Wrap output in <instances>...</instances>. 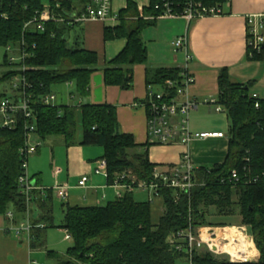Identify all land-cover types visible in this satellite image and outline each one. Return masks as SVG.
I'll return each instance as SVG.
<instances>
[{
    "label": "trees",
    "instance_id": "1",
    "mask_svg": "<svg viewBox=\"0 0 264 264\" xmlns=\"http://www.w3.org/2000/svg\"><path fill=\"white\" fill-rule=\"evenodd\" d=\"M166 1L151 0L144 14H140L136 4L130 1L119 14L121 25L105 29L106 40L125 37L128 41L126 47L103 67L106 85L122 89L132 87L134 66L146 63L148 58L141 31L164 14ZM169 1L174 13L184 12L187 0ZM198 1L207 8L219 9L228 0ZM77 2L82 8L78 9ZM90 2L52 1L50 12L54 19L45 21L42 31L35 26L25 30V24L45 10L42 0H0V46L25 48L30 54L24 64L26 70L19 67L22 63H17L16 70L9 69L0 75V84L9 82L17 74L26 78V90L37 116L35 135L40 139L60 136L71 145L78 142L81 133L82 145L104 149L109 184L128 172L138 181L150 183L154 181L157 166L150 160L148 148L151 144L139 145L132 135L120 132L114 105L86 101L92 74L100 69L99 56L84 48L82 40L74 38L73 28L78 23L74 19L84 13ZM7 56L5 53L4 66L8 65ZM249 56V59L264 61V47L261 52ZM181 72L178 68H148V85L163 88L168 79L180 80ZM218 82L219 104L226 110L229 121L227 157L223 163L197 168L196 178L205 184L195 187L190 194L160 185L158 192L165 211L158 223L152 222L150 200L136 201L133 191L105 205H63L64 218L60 225L54 223L51 189L47 190L45 198L33 191L28 210L26 196L19 185L20 176L24 174L21 150L26 145L25 121L17 130L0 129V215L14 211L24 217L27 211L31 213V204H34L42 213L41 219H31L34 226L31 246L34 248L45 246L48 228L66 229L72 238L67 253L47 252L56 264H177L183 263L186 256L170 245L174 233L190 225L225 226L226 222L214 223L208 217H236L239 209L238 215L260 251L258 264H264V99L249 94L252 83L232 81L226 69L221 71ZM62 84L72 87L70 104L46 105L42 102L44 96L54 94L55 88ZM169 93L171 97L176 95L175 89H170ZM139 148L142 151L136 150ZM233 170L238 172V182L230 180ZM40 222L49 225L41 229L37 227ZM252 251L256 255L254 249ZM193 262L255 264L234 263L209 251L196 252Z\"/></svg>",
    "mask_w": 264,
    "mask_h": 264
},
{
    "label": "crops",
    "instance_id": "2",
    "mask_svg": "<svg viewBox=\"0 0 264 264\" xmlns=\"http://www.w3.org/2000/svg\"><path fill=\"white\" fill-rule=\"evenodd\" d=\"M42 1L44 7L50 11L51 2L61 0ZM130 1L136 4L140 14H144V9L148 8L151 2V0H112L113 12L108 19L86 20L74 25V38L82 40L84 48L96 52L99 56L100 69L92 74L90 94L86 101L94 104L114 105L117 108L120 132L132 135L137 144L143 145L148 143L149 139L145 106L149 88L147 69L178 68L182 72H187L193 77L188 92L196 102V106L189 114L190 130L202 133L223 132L227 129V132L224 133V137L194 139L188 146L182 145L183 151L190 152L198 168L223 163L228 154L229 121L226 110L219 104V75L222 70L226 69L232 81L242 84L252 83L249 94L264 99V61L249 59L246 31V16L264 13V0H228L219 8L218 14L193 20L184 16L167 15L155 18L141 31V38L147 48V62L134 66L132 87L122 89L120 86H108L104 83L103 67L126 47L128 41L125 37L106 40L104 33L106 28H116L121 25L119 14L127 8ZM77 4L78 9L82 8V5L78 2ZM183 37L186 38L185 48H177L174 41ZM187 56L191 58L187 60ZM155 90H161V87L156 85ZM69 92L68 89V95L61 104L71 103ZM182 99L183 96L180 97V100ZM218 106H221V111L217 110ZM32 137L39 138L37 135ZM77 140L78 142L67 145L63 138L62 147L56 151L51 148L50 166H47L46 170L32 172L28 170V175L32 176L31 179L37 187V195L40 197L45 198L47 190H53L57 184L68 186L70 198L66 202L61 201L53 190L55 225L63 222L65 208L63 205H105L117 197L115 192L113 195L108 191L113 188L108 179L101 174H96L94 170L96 163L104 156V149L99 146L82 145L81 133ZM152 146V144L149 146L148 151L151 162L157 165L155 169L164 171L178 165V160L182 162L181 146L175 147L177 148L175 150ZM136 150L142 151V148ZM36 152L40 154L41 146ZM28 169H30L29 165ZM83 176L89 177L85 188L78 187V182ZM138 190L147 192L148 200L151 202L152 222L158 223L165 211L163 199L151 196L147 190ZM55 202L59 203L62 213V219L58 222L55 221L57 211ZM31 208V213L27 211L24 217L18 216L14 211H11L14 214L12 219L7 215H0V264H56V260L47 255L48 251H53V248L47 244L49 228L45 233V246L37 248L31 246L34 237L33 229L31 234L27 231H18V228L28 221V215L30 221L41 219V211L34 207V204H31ZM155 210H163L158 220L153 218ZM210 220L214 223L226 222L225 226H216L217 229L219 228L218 235L222 232L227 234V231L231 229L240 231L239 229L243 226L248 228L242 223L240 216L238 219L212 216ZM47 224L49 225L47 222H40L37 227L45 229L48 227ZM58 229L59 232L65 234L63 241H67V230ZM249 252L252 257L254 252L252 250ZM57 253L64 254V250ZM258 257L259 259L261 257L259 250ZM259 259L254 263L258 264Z\"/></svg>",
    "mask_w": 264,
    "mask_h": 264
},
{
    "label": "built area",
    "instance_id": "3",
    "mask_svg": "<svg viewBox=\"0 0 264 264\" xmlns=\"http://www.w3.org/2000/svg\"><path fill=\"white\" fill-rule=\"evenodd\" d=\"M171 1L167 0L165 3V12L163 15L167 16H184L189 20L200 18L207 15H216L219 13V9L207 8L198 0H187L186 8L182 14H176L171 8ZM112 0H91L86 6L84 13L74 19L75 22H82L86 20H106L112 16ZM54 19L53 15L46 8L45 10L33 20L25 24V30L30 27H37L40 30H44L43 23L45 21ZM246 31H247V45L249 55L253 53L261 52L264 47V13L251 14L246 16ZM25 44V42L23 41ZM174 45L177 48H185L186 38H180L174 41ZM24 46V45H23ZM24 48V47H23ZM6 54L8 55V65L10 68H17L15 63V54L21 56V63L19 67L25 71V61L30 57L29 52L24 48L8 46L6 48ZM191 57L187 56V60ZM19 70V69H17ZM180 80L168 79L164 83L161 90H155L154 84H149L148 88V100L145 104L147 109V129H148V142L150 144H182L188 146L194 139H208L213 137H224L223 132H192L189 127V114L192 109L196 106L195 100L190 97L188 87L193 82V77L187 72H181ZM5 87L3 92H0V129H12L17 130L22 121L24 123V129L26 132V145L21 150L24 159L22 163L24 174L20 176L19 185L22 193L25 194L27 199V209L29 210L30 203L32 200V193L37 189L36 185L28 175V156L36 153L37 149L41 146L40 143L33 146L30 143V139L35 135L37 116L35 111L32 109V102L30 95L27 93L26 78L21 75H15ZM175 89L176 95L170 96L169 90ZM183 99L180 100V97ZM254 98L258 99L256 95ZM42 102L46 105L54 104L56 100L55 94H48L42 98ZM257 107L259 103L257 102ZM218 111H221V106L217 107ZM196 167L195 163L191 158L190 152L187 150L182 155V162L178 165L172 166L167 170L161 171L155 169L154 181L147 183L145 181H138L131 172L121 174L117 177L110 186L117 190V197H122L125 192H135L137 189H143L150 192L153 197H161L159 194L160 185L173 188L177 192L188 193L200 185H204L205 182L200 183L196 178ZM96 174H104L108 178V164L106 159L102 158L97 162L95 169ZM230 180L234 182L239 181V175L236 170L232 171ZM89 181L88 176H83L79 182L78 187L85 188ZM257 181V179H254ZM224 182V180H223ZM53 190L56 192L58 198L66 202L70 198L69 189L67 185L57 184ZM8 218L12 219L14 214L7 212ZM27 222L18 228V231H27L31 234L33 225L27 216ZM219 229V228H218ZM216 227L200 226L195 227L190 225L187 229L178 231L170 237V245L174 250H178L185 254L186 258L183 264H194L193 256L196 252L209 251L213 254L224 253L229 256V261L234 263L243 262H255L259 259L258 249L254 241L253 235L249 229L245 226L241 227V231L244 238L252 246L256 255L250 257L251 252L244 254L246 259H234L233 256L221 249H217L214 244L218 240ZM66 239L72 240L71 235L66 231ZM224 242L223 246L230 245V241L221 240ZM220 241L217 243L222 246ZM203 246H207V250H203ZM239 253V254H241Z\"/></svg>",
    "mask_w": 264,
    "mask_h": 264
},
{
    "label": "rangeland",
    "instance_id": "4",
    "mask_svg": "<svg viewBox=\"0 0 264 264\" xmlns=\"http://www.w3.org/2000/svg\"><path fill=\"white\" fill-rule=\"evenodd\" d=\"M5 53H6V48L3 46H0V75H2L4 72L8 71L10 68L9 65L4 66L5 63ZM15 63H21V56L19 54H15ZM8 81L6 83H2L0 84V92H3L5 90V87L7 88L8 85ZM70 87V88H69ZM72 87L71 86H66L65 84L59 85L58 87L55 88L54 90V94L56 96V100L55 103L57 104H61L63 99H66L67 95H68V89L70 90ZM227 129H224L223 133L226 134ZM57 138V139H55ZM56 140L58 142H56ZM30 143L33 144V146L37 145L38 143L41 144V152L40 154H38L37 152L34 154H30L28 156V165L29 168L28 170H30V172L35 171V170H42L44 171V169L46 170L47 166H50V154L52 152L51 148H53L54 151L58 150L59 147L63 146V138L60 136L57 137H49L46 140L43 139H39L37 137H31L30 139ZM153 148H172V149H177L175 147H182V144L180 145H176V144H152ZM102 149V148H99ZM64 150V149H63ZM62 150V151H63ZM47 152V154H45ZM103 152V150H102ZM132 152V151H131ZM180 153H184L183 151V147H182V151H180ZM180 156V155H179ZM46 158V160H45ZM181 159V156H180ZM179 162V163H178ZM178 164L181 163V160H178ZM96 167H97V163H96ZM95 170V169H94ZM31 175V174H30ZM103 176H105L104 174H101ZM30 177V176H29ZM32 177V176H31ZM30 177V178H31ZM106 177V176H105ZM107 178V177H106ZM116 189H111L108 190L109 192H111L114 195L117 193ZM134 198L135 200L138 201H147L148 200V194L147 192H143L142 190H136L135 194H134ZM234 199H237V197L234 196ZM57 204V211H56V215H55V221L58 222L60 219H62V213L60 212L59 209V203L55 202ZM210 211V209H208ZM163 213V210L161 211H156L153 214V218L154 220H158L159 216ZM239 209H237V216L235 217V219H238L239 217ZM211 217H208V220H210ZM208 227H211L212 225H207ZM213 227H216L215 225ZM229 234V233H228ZM227 234V235H228ZM65 234L59 232L58 228H49L48 229V234H47V244H49V246L51 248H53V251H57L60 252V250H64V254L61 255H65L67 253L68 247L71 245V240H67V241H63ZM228 238V237H227ZM228 240H231L230 244H232L231 246H234L237 240L233 239V238H228ZM219 243H221L222 245L224 244V242L222 243V241H220ZM227 244V243H226ZM228 246V244L226 245ZM208 247L207 246H203V250H207ZM216 256H218L219 258L222 259H230L229 256H227L224 253H220V254H215ZM235 255V254H234ZM237 255H235V259H238L239 257H236ZM177 264H183L182 262H179Z\"/></svg>",
    "mask_w": 264,
    "mask_h": 264
},
{
    "label": "bare ground",
    "instance_id": "5",
    "mask_svg": "<svg viewBox=\"0 0 264 264\" xmlns=\"http://www.w3.org/2000/svg\"><path fill=\"white\" fill-rule=\"evenodd\" d=\"M238 230V229H237ZM235 229H231L229 230V232L227 231V234L226 233H220L217 237V241H221V240H227L228 241V238H233L236 241L237 244H235L234 246H231L232 244L228 245V246H221L219 247L220 245L217 243L216 241V244H214L216 246L217 249H221L222 251H225L226 253H229L233 256V258L235 257V255H237L236 257H239L238 259H246V256H244L243 254L245 252H249L251 251L252 249V246L250 245L249 243V246H248V241L244 238V236L242 235V233L240 231H237ZM228 237V238H227ZM231 242V240H229ZM241 251V252H239ZM241 253V254H239ZM235 254V255H234ZM251 257V256H250ZM235 259V258H234Z\"/></svg>",
    "mask_w": 264,
    "mask_h": 264
}]
</instances>
